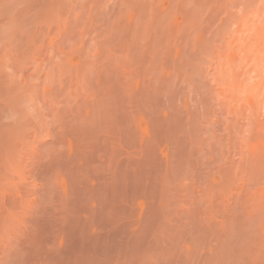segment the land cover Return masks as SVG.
Masks as SVG:
<instances>
[{"label":"rangeland","instance_id":"374dc122","mask_svg":"<svg viewBox=\"0 0 264 264\" xmlns=\"http://www.w3.org/2000/svg\"><path fill=\"white\" fill-rule=\"evenodd\" d=\"M0 264H264V0H0Z\"/></svg>","mask_w":264,"mask_h":264}]
</instances>
